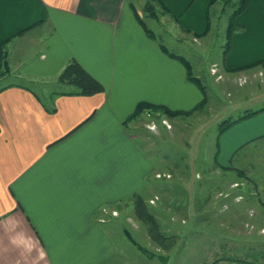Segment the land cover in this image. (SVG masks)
I'll use <instances>...</instances> for the list:
<instances>
[{"label": "crops", "instance_id": "obj_1", "mask_svg": "<svg viewBox=\"0 0 264 264\" xmlns=\"http://www.w3.org/2000/svg\"><path fill=\"white\" fill-rule=\"evenodd\" d=\"M139 1L0 0V82L8 81L0 86V264L126 263L110 260L105 246L103 257L92 254L91 243L97 236L106 242L107 235L91 232L107 224L106 210L133 201L153 173L135 148L136 121L128 117L141 102L197 112L203 100L161 45L185 58L200 80L191 63L197 57L169 49L149 25L157 21L145 2L198 47L200 58L223 12L213 0H143L145 18ZM247 1L226 54L225 32L220 61L225 76L257 82L255 71L264 68V0ZM72 61L102 92L79 95L58 83ZM261 87L249 95L252 101L238 103L243 114L221 134L218 127L211 142L214 160L227 159L264 194Z\"/></svg>", "mask_w": 264, "mask_h": 264}, {"label": "rangeland", "instance_id": "obj_2", "mask_svg": "<svg viewBox=\"0 0 264 264\" xmlns=\"http://www.w3.org/2000/svg\"><path fill=\"white\" fill-rule=\"evenodd\" d=\"M138 4L145 17L144 1ZM220 7L224 11L201 58L198 47L185 42L161 16L156 15L157 23L149 21L170 50L197 57L191 60L192 67L207 95L205 106L189 115L167 118L146 110L141 114L144 121L134 120L135 148L148 159L153 173L143 191L133 196L145 200L164 240L149 236L134 216V202L128 200L104 212L107 224L92 226V235H107L106 242L96 241L97 236L91 243L92 254L97 251L103 257L105 246L110 260L125 264H264L263 191L239 177L224 157L214 160L211 142L218 127L243 114L238 103L252 101L249 95L263 87L264 68L255 71L257 82L242 74L231 78L222 74L220 46L233 8L221 2ZM57 89L67 91L63 86ZM229 105L233 107L227 109Z\"/></svg>", "mask_w": 264, "mask_h": 264}, {"label": "trees", "instance_id": "obj_3", "mask_svg": "<svg viewBox=\"0 0 264 264\" xmlns=\"http://www.w3.org/2000/svg\"><path fill=\"white\" fill-rule=\"evenodd\" d=\"M215 2H221L225 6L229 4L233 8L232 12L230 13L229 21H228L227 28H226L227 43H226V50L224 52L226 54L229 51L231 36L234 34V32L241 29V25L237 21V18L245 10L248 1L247 0H213V3ZM145 10L146 12L150 11L149 13L150 17L154 19L156 18V14L154 13V7L151 5V2H146ZM147 32L148 34L152 35V33H150L149 31ZM161 49L165 54L178 60L185 67L188 80L196 84V86L203 93V100L198 104V106L196 107V110L204 107L206 104V98H207L205 89L201 85L199 79L193 76V72H192L189 62L181 56L170 53L162 45H161ZM58 82L63 85L72 86L75 90V94H79V95L90 96V95H94V94L102 92V86L99 84V82H97L93 77H91L85 70L82 69V67L77 62H74V61L70 62L65 67V69L63 70V72L60 74L58 78ZM146 110L152 113L162 114L167 118L186 116V115L193 113V110L186 111V112L172 111L165 106L153 105L150 103L141 102V103H138V105L135 107L133 113L128 117L127 121L131 122L133 120L138 119L141 116V114ZM249 115L250 114L246 116H249ZM241 118H244V117H241ZM235 122L236 121L229 122V123L227 122L226 125L224 124L225 125L224 128L222 127L219 128V134L224 132V130H226L227 127H229L230 125H233ZM224 169L226 170L229 168H224ZM133 202H134V209H133L134 216L136 217L137 220H139L144 225L149 236L155 241L164 240V236H162L159 231L160 230L159 224L157 223L155 217L150 213L149 209L147 208L145 200L140 195H137L134 197Z\"/></svg>", "mask_w": 264, "mask_h": 264}]
</instances>
